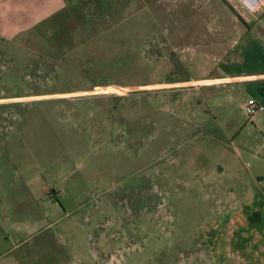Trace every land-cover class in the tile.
Wrapping results in <instances>:
<instances>
[{"label":"rangeland","instance_id":"1","mask_svg":"<svg viewBox=\"0 0 264 264\" xmlns=\"http://www.w3.org/2000/svg\"><path fill=\"white\" fill-rule=\"evenodd\" d=\"M65 4L0 29L29 231L0 264H264V128L242 108L259 91L200 87L230 55L257 65L241 41L264 39V0Z\"/></svg>","mask_w":264,"mask_h":264},{"label":"crops","instance_id":"2","mask_svg":"<svg viewBox=\"0 0 264 264\" xmlns=\"http://www.w3.org/2000/svg\"><path fill=\"white\" fill-rule=\"evenodd\" d=\"M53 1L55 6L49 13H45L44 9L49 5V0H0V29L9 28L8 22H13L11 18L14 16H10L12 13L17 16L29 15L37 21L43 22L55 12V14L60 13V8H64L66 5V0ZM241 42L247 47L258 48V57L255 56V53L248 55L253 62H255V58H258V62H255L257 65L254 64L244 70H233L230 65L241 62V57L235 55L233 58L230 55L224 62L227 69L221 71L214 78L200 81V87L248 84L252 93L256 88L259 91V94L254 93L256 94L255 98L249 97L248 99H254L264 107V39L253 32H248ZM3 115L6 116L5 113ZM254 120L257 122V126L259 125L258 128H264V110L256 115ZM26 163L25 152L20 149H7L5 145H0V257L14 249L21 240L25 241L29 232L27 230ZM262 221L264 223V216L260 222Z\"/></svg>","mask_w":264,"mask_h":264},{"label":"built area","instance_id":"3","mask_svg":"<svg viewBox=\"0 0 264 264\" xmlns=\"http://www.w3.org/2000/svg\"><path fill=\"white\" fill-rule=\"evenodd\" d=\"M249 12H253L260 5L261 0H237ZM243 112L248 120H252L256 115L264 110L262 104L254 99H248L243 105Z\"/></svg>","mask_w":264,"mask_h":264},{"label":"trees","instance_id":"4","mask_svg":"<svg viewBox=\"0 0 264 264\" xmlns=\"http://www.w3.org/2000/svg\"><path fill=\"white\" fill-rule=\"evenodd\" d=\"M225 4V3H224Z\"/></svg>","mask_w":264,"mask_h":264}]
</instances>
